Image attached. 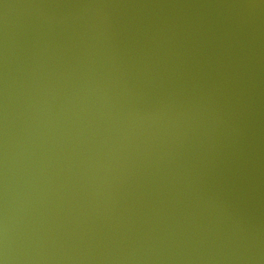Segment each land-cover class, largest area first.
I'll use <instances>...</instances> for the list:
<instances>
[{
  "label": "water",
  "instance_id": "1",
  "mask_svg": "<svg viewBox=\"0 0 264 264\" xmlns=\"http://www.w3.org/2000/svg\"><path fill=\"white\" fill-rule=\"evenodd\" d=\"M0 264H264V0H0Z\"/></svg>",
  "mask_w": 264,
  "mask_h": 264
}]
</instances>
